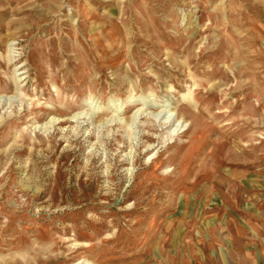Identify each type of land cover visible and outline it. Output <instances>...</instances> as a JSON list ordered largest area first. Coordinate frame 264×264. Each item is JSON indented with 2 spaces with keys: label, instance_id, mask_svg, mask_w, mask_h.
I'll use <instances>...</instances> for the list:
<instances>
[{
  "label": "rangeland",
  "instance_id": "1",
  "mask_svg": "<svg viewBox=\"0 0 264 264\" xmlns=\"http://www.w3.org/2000/svg\"><path fill=\"white\" fill-rule=\"evenodd\" d=\"M0 264H264V0H0Z\"/></svg>",
  "mask_w": 264,
  "mask_h": 264
},
{
  "label": "bare ground",
  "instance_id": "2",
  "mask_svg": "<svg viewBox=\"0 0 264 264\" xmlns=\"http://www.w3.org/2000/svg\"><path fill=\"white\" fill-rule=\"evenodd\" d=\"M167 120H169V118H167ZM167 120H165V121H167Z\"/></svg>",
  "mask_w": 264,
  "mask_h": 264
}]
</instances>
